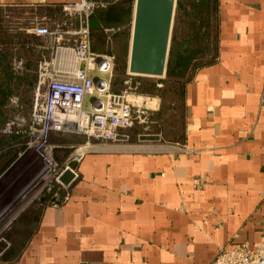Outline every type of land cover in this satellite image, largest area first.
<instances>
[{"label": "crops", "instance_id": "1", "mask_svg": "<svg viewBox=\"0 0 264 264\" xmlns=\"http://www.w3.org/2000/svg\"><path fill=\"white\" fill-rule=\"evenodd\" d=\"M66 1L0 0V47L25 52L26 73L35 74L44 50L34 42L43 38L25 29L59 16ZM104 1L92 31L118 26L111 23L117 14L104 12L120 0ZM177 1L171 39L178 48L215 49L192 61L178 95L180 127H165L161 108L155 118L168 139L147 136L151 144L86 153L66 201L17 216L0 264H210L219 249L257 246L264 232V0ZM206 1L200 14L195 6ZM194 33L209 38L195 42ZM92 47L109 52L105 44L94 48L93 38ZM141 130L135 126L132 140ZM67 136L59 143L65 154L81 140ZM18 139L12 151L22 145Z\"/></svg>", "mask_w": 264, "mask_h": 264}, {"label": "built area", "instance_id": "2", "mask_svg": "<svg viewBox=\"0 0 264 264\" xmlns=\"http://www.w3.org/2000/svg\"><path fill=\"white\" fill-rule=\"evenodd\" d=\"M107 5L104 0H68L61 5L59 16L35 20L25 29L27 33L43 38L42 44L38 45L44 52L35 67L32 104L28 117L18 109L0 132L11 134L17 127H26V135L30 139L16 159L30 149L37 151L39 157L49 163L46 150L52 134L85 136L84 141L74 147L64 166L59 167L56 176L48 181L51 184L47 182L40 190L38 200L42 206L57 207L69 198L70 188L79 178L78 164L86 153L125 145L151 144L153 138L147 136L162 138L159 131H146L152 123L153 113L159 109V97L140 92L137 85L132 87L127 79L124 81L126 87L115 91V55L98 53L92 47L90 18L95 10ZM102 31L109 42L120 27H105ZM25 46L28 47V43ZM12 66L17 73L23 71L24 59L14 56ZM10 101L20 107L17 96H12ZM138 125L143 131L132 140V130ZM143 137L150 139L142 140ZM67 172L71 178L65 181ZM45 179L48 180L47 177ZM2 241L9 246L5 239ZM210 264H264V232L256 247L243 243L219 249Z\"/></svg>", "mask_w": 264, "mask_h": 264}, {"label": "rangeland", "instance_id": "3", "mask_svg": "<svg viewBox=\"0 0 264 264\" xmlns=\"http://www.w3.org/2000/svg\"><path fill=\"white\" fill-rule=\"evenodd\" d=\"M131 4L132 2H130V0H120L109 5V8L106 9L104 13H107L110 17H112L114 14H117V10L120 7H131ZM25 16L26 18L28 17V15ZM117 25L120 27V31L114 34L111 37V42L109 41L108 43H105V35L101 30H93L92 38L94 48L98 47V45L100 44H105L108 46L107 50L113 54L115 53V55L117 56V53H119L120 50L115 52L116 50L121 48L123 45H128L129 47L131 23L128 26H124L122 25V23ZM34 42L37 43L36 45L42 44L41 41ZM22 52L18 51L12 53V57L21 56L22 58H24L26 54L24 51ZM206 54L209 53H204L203 56ZM127 58L128 52L127 55H121L115 60V67L113 71V82L115 83L114 89L123 90L126 87L124 81L127 79L129 81V85H131L132 87L137 85V90H139L140 92L157 95L159 97V109L157 111H159L161 108L164 109V126H168L171 129H177L178 127H180L182 123V111L180 105L181 101L178 98V95H180L181 92L178 91V87L179 83L183 84L189 77V75L186 74L185 76L179 78L169 77L166 74L162 77L130 75L126 72ZM206 59L207 56L206 58H203V61ZM152 83L160 85L161 91H150ZM12 96L17 95H11L6 100V115L8 118L12 117L21 107H18L15 104L11 103L10 98ZM18 103L19 105L21 104L20 98H18ZM22 106L23 108L21 107L20 109L22 111H24L25 108H28L26 104L22 103ZM167 109L170 110L168 111ZM28 111L29 110L24 111V115L26 117H28L29 115ZM157 111H155L152 115L153 120L148 130H146L147 132H156L157 130L160 131L158 126L159 121L155 118V113ZM1 128L2 127L0 125V130ZM22 129L24 130L23 135L21 136L23 137L21 141V144L23 145L19 149H17L15 159L17 158L18 153L22 151L24 147H26V142H28L30 139L26 135L27 128L24 127ZM141 131H143V128ZM163 133H161L162 136L167 138L165 133ZM61 134L64 135L52 134L50 136L48 142L50 146H48L46 150L48 151L47 159L50 160V163L47 160H44L43 158L39 157L37 151L30 149L27 150L24 154H22V156H20L15 161V163H13V160V162H11V160L8 161V156L6 155L7 150L2 151V149L0 148V158L2 159V163H0V174L3 173L0 178V259H2L3 255L12 246L13 242L10 233L12 231L17 216L21 213V211L26 208H29L32 205H35L37 208L42 207L41 201L38 200L40 196V190L43 188V186L47 184L48 181H50L51 179H53V177L56 176V174L59 172V167L64 166L65 162L70 158L74 147L82 143L85 139L84 135L76 134L81 138V140L72 143V146H70L72 148L71 152L69 154H65L63 152L65 148H61L59 143L61 139L68 136L67 133ZM8 139L9 138L7 136H4L0 132V144L7 141ZM12 158L13 157L11 156L9 159ZM44 176L45 178L47 177L48 180H46ZM2 239H5L6 242L9 243V246H7L5 242L2 241Z\"/></svg>", "mask_w": 264, "mask_h": 264}, {"label": "trees", "instance_id": "4", "mask_svg": "<svg viewBox=\"0 0 264 264\" xmlns=\"http://www.w3.org/2000/svg\"><path fill=\"white\" fill-rule=\"evenodd\" d=\"M208 6L207 1L206 2H199L196 4L195 8L197 11L201 14L203 10H205V7ZM181 7L180 2L177 1V8ZM204 12V11H203ZM99 10L94 11V15L98 14ZM90 18L91 20V27L92 29L98 28V25L95 23V17ZM201 22V21H200ZM112 24H120L124 26H128L131 23V7H120L117 10V16L111 21ZM207 37V35L200 34V33H194L191 36V40L195 42H200L204 40ZM18 44L22 46V48L30 50V44L26 41L19 40L18 37L16 39ZM28 43V47L25 46V44ZM200 46V45H198ZM120 50V51H119ZM119 51L117 53V56L115 55V58L120 57L121 55H127L128 52V45H123L121 48L116 50L115 52ZM204 53H215V49H201L199 47L196 48H186L180 50L175 44V37L172 36L171 44H170V50H169V57L167 62V70L166 75L169 77H183L186 74H190V72L196 67L195 65H191L193 59H196L198 57L203 56ZM12 58V51L8 47H0V125L1 127L11 118H8L6 115V109H7V102L6 100L11 95H21L19 98L22 101V103L26 104L27 106L31 107L32 104V98L29 97L30 90L34 87L32 84L36 80V73L35 74H29L25 72V69L19 73H16L13 71L10 60ZM115 83L113 82V86ZM116 90V89H115ZM161 91L160 88H157L156 83L151 84L150 91ZM183 90V84L179 83L178 91L182 92ZM22 111V110H21ZM24 112V111H22ZM22 128H15L14 131L11 134H3L4 136H7L9 139L3 143L0 144V148L5 147L7 149L6 153L8 154H16L15 151H12V147H10L12 140H19L18 138L23 135L24 130L22 131ZM23 145V144H22ZM21 145V146H22ZM8 146V147H7ZM4 149V148H3ZM5 149V150H6Z\"/></svg>", "mask_w": 264, "mask_h": 264}, {"label": "water", "instance_id": "5", "mask_svg": "<svg viewBox=\"0 0 264 264\" xmlns=\"http://www.w3.org/2000/svg\"><path fill=\"white\" fill-rule=\"evenodd\" d=\"M177 0H134L126 72L166 74Z\"/></svg>", "mask_w": 264, "mask_h": 264}]
</instances>
